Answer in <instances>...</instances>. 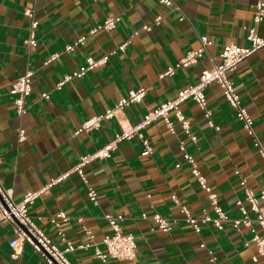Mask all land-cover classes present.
Listing matches in <instances>:
<instances>
[{
    "label": "crops",
    "instance_id": "0c3cea01",
    "mask_svg": "<svg viewBox=\"0 0 264 264\" xmlns=\"http://www.w3.org/2000/svg\"><path fill=\"white\" fill-rule=\"evenodd\" d=\"M174 1L180 11L158 0H0V180L11 189L14 200L41 189L71 169L81 155L101 148L123 127L138 123L147 110L195 83L203 69L219 61L225 43L249 45L246 34L253 24L254 0ZM25 8L32 9L38 22L35 46L25 42L30 32ZM113 16L120 17L115 29L88 34L91 26ZM157 16L161 19L154 23ZM144 25L150 30H144ZM256 30L264 36V18ZM204 34L211 44L195 65L160 77L187 50L197 48ZM81 36L84 43L66 53L65 46ZM123 43L124 49L119 50ZM53 54L56 57L49 61ZM104 54H109L106 64L56 87L65 74L85 65L87 57ZM27 71L33 72L31 93L26 100L27 112L19 116L8 90L11 82ZM229 77L264 145V47L240 63ZM140 87L146 90L142 102L103 119L97 128L76 132L88 118L113 108L129 89ZM44 92L48 98L42 97ZM205 95L219 130L208 125L192 100L182 102L180 107L197 136V142H187L186 148L196 156L198 169L231 219L240 216L236 200L244 198L240 177L256 194L264 190V159L220 86L210 84ZM170 119L178 129L172 113ZM19 127L26 135L21 142ZM143 133L152 148L149 154H142L141 140L132 136L120 140L111 157L93 160L84 168L89 184L97 191V204L88 199L81 178L71 173L28 206L32 220L59 249L66 241L89 243L87 248L66 251V258L72 264H132L121 258L103 262L95 254L96 246L105 251L101 240L111 230L104 215L110 213L122 214L123 230L134 235L137 264H264V255L252 242L243 245L252 237L248 228L235 230L226 221L221 230L205 225L197 234L181 220L171 201L172 191L192 214L200 215L203 209L211 213L205 192L182 159L178 142L184 135L179 130L172 134L160 118ZM177 163L179 167H175ZM154 211L175 220L170 231L157 230L152 219L142 218L143 213ZM59 212L68 219H58V225L51 223L50 218ZM12 228L11 223L0 224V264H46L27 243L18 259L10 257ZM208 250L216 261L210 260Z\"/></svg>",
    "mask_w": 264,
    "mask_h": 264
},
{
    "label": "built area",
    "instance_id": "2783aa9c",
    "mask_svg": "<svg viewBox=\"0 0 264 264\" xmlns=\"http://www.w3.org/2000/svg\"><path fill=\"white\" fill-rule=\"evenodd\" d=\"M158 1L168 8L180 11V8L174 0ZM252 9L253 24L247 28L246 34V39L249 41V45L241 46L233 42L225 43L222 47L219 61L213 63L210 68L203 69L195 83L189 84L178 90L173 99L163 101L154 108L147 110L138 123L127 128L123 127L121 132L116 133L113 139L101 148L92 153L81 155L71 169L56 176L41 189L25 193L18 201L13 199L11 189L5 188L0 180V224L11 223L13 226V236L9 240L10 257L12 259H18L23 251V245L27 243L32 246L34 251L40 255L46 264H72L66 258L65 252L87 248L89 243L74 245L72 242L66 241L65 247L59 249L45 232L32 220L28 213V206L32 204L47 188L66 179L71 173H76L81 178L82 182L86 184L88 199L93 204H97V191L89 184L84 173V168L93 160L111 157L112 153L117 148V143L122 139L130 138L132 136H137L141 140L144 148L142 154H149L152 148L143 131L150 123L159 118L164 121L172 134H176L177 130H179L184 135V138L180 139L178 142L179 150L182 153V159L190 165L191 173L196 177L198 185L205 192L209 207L211 208V213H208L203 209L200 215L192 214L188 206L181 202L177 193L172 191L171 201L178 209L181 220L189 225L197 234L201 232L205 225H210L221 230L226 221H230L235 230L248 228L252 233V237L249 241L244 242V247L249 246V243L252 242L257 248L258 253L264 255V190H261L256 194L247 186L246 180L240 177L239 183L244 194L243 199L236 200L240 216L229 219L220 205L217 193L212 189L207 179L198 169L196 156L187 151L186 143L191 142L195 144L197 142V136L191 130L190 123L180 107L182 102L192 100L203 111L204 118L208 125L215 130H219V127L214 125L212 121V111L207 106L205 95V89L207 86L212 83L218 84L222 90L223 97L235 111L236 117L241 122L243 129L251 137L258 154L264 159V145L260 142L255 133L253 118L245 105L241 102L240 95L235 90L234 82L229 77V73L235 71L240 63L251 54L264 47V36L259 35L256 30L257 24H259L264 18V0H254ZM23 13L30 18L29 37L25 42L30 46H35V28L37 27L38 22L34 19L32 9L25 8ZM183 18V15L179 17L180 20ZM160 19L161 17L157 16L153 22L158 23ZM119 21V16L105 18L102 22L91 26L88 30V34H95L99 30L111 31L116 28ZM142 28L144 30H150L151 27L144 25ZM84 39V36L77 38L72 45L65 46L64 51L70 53L77 45L83 44ZM199 40L200 45L197 48L187 50L173 66H168L164 72L160 74V77L173 75L176 68H186L195 65L202 58L207 47L211 44L210 38L205 34L201 35ZM125 45L126 43L121 44L118 46V49L123 50ZM113 52L114 51H112V53ZM55 57L56 54L51 55L49 61ZM108 59L109 54H104L99 58L87 57L85 65H81L72 72L65 74L63 78L57 82L56 87L61 88L65 82L70 81L73 78L82 77L89 69L106 64ZM32 74L33 72L31 71L25 72L11 82L9 86L8 93L13 96L15 111L19 116L27 112L26 100L31 93ZM145 94L146 90L142 87L129 89L127 94L120 98L113 108L107 109L98 115L88 118L76 132L99 127L103 119L116 117L117 112L123 110L126 106L132 103L142 102ZM42 97L48 98L49 94L44 92L42 93ZM171 113L173 114L175 121L178 123V129L174 126V121L170 119ZM17 136L19 142L23 141L26 137L25 129L19 127L17 129ZM179 166L180 163L175 165V167ZM150 207L153 208L154 206L151 205ZM104 218L107 221L111 232L106 234L101 240V243L105 246L104 252L97 246L95 247L94 251L96 256L103 262H105L107 258H121L132 261V264H137V262L134 261L136 256L135 237L132 233L123 230L121 225L123 215L107 213L104 215ZM142 218L152 219L155 223L156 229L164 232L170 231L175 222L174 219H168L156 211L150 215L143 213ZM58 219L67 220L68 216L63 212H59L50 218V222L58 225ZM78 221L81 222L82 218H78ZM200 246L203 248L205 247L203 242L200 243ZM208 253L210 254V260L212 262L216 261V257L212 254V251L208 250ZM254 260H256L255 257Z\"/></svg>",
    "mask_w": 264,
    "mask_h": 264
}]
</instances>
